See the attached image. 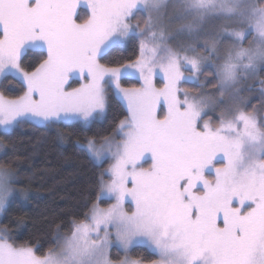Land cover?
I'll return each instance as SVG.
<instances>
[{
  "label": "snow or ice",
  "instance_id": "obj_1",
  "mask_svg": "<svg viewBox=\"0 0 264 264\" xmlns=\"http://www.w3.org/2000/svg\"><path fill=\"white\" fill-rule=\"evenodd\" d=\"M9 76L24 92H0L4 132L87 126L105 119L109 94L126 114L87 139L108 166L83 217L56 224L43 252L0 226V264H264V116L248 95L258 82L264 109V0H0ZM19 184L18 166L0 162V213L29 198ZM137 246L156 258H132Z\"/></svg>",
  "mask_w": 264,
  "mask_h": 264
},
{
  "label": "trees",
  "instance_id": "obj_2",
  "mask_svg": "<svg viewBox=\"0 0 264 264\" xmlns=\"http://www.w3.org/2000/svg\"><path fill=\"white\" fill-rule=\"evenodd\" d=\"M135 48V43L118 47L110 51L104 62L133 55ZM32 62L31 57L25 59L26 66ZM184 84L187 89H198L195 84ZM252 85L249 106L260 108V116H263L264 109L259 103V84L256 82ZM208 87L210 89L211 84ZM23 91V84L11 76L0 80V92L9 97L19 96ZM125 114L120 102L109 94L105 119H98L87 126L79 122H60L49 126L23 121L9 132L0 131V142L7 145L2 149L0 162L11 161L17 165L20 171L19 186L29 190L27 200H15L0 214V226H7L19 242H39L41 251H46L55 225L62 224L63 230H67L73 217H83L87 206L99 191L98 177L104 164L101 166L96 163L79 142L109 133ZM108 203L105 201L102 205ZM111 253L113 260L121 258V252L115 248ZM129 255L132 258L144 257L146 261L156 258L143 246L133 248Z\"/></svg>",
  "mask_w": 264,
  "mask_h": 264
},
{
  "label": "rangeland",
  "instance_id": "obj_3",
  "mask_svg": "<svg viewBox=\"0 0 264 264\" xmlns=\"http://www.w3.org/2000/svg\"><path fill=\"white\" fill-rule=\"evenodd\" d=\"M245 46H247V42L245 43ZM185 75H188V73H185ZM205 79V77H201V80H204ZM1 80V79H0ZM155 82L158 84V86H159V77H156L155 78ZM249 83L250 84H253V83H256L255 81H249ZM191 84H193V83H191ZM187 86H189V85H187ZM180 87L181 88H185V89H187V87H186V85L184 84V83H181V85H180ZM189 87H191V86H189ZM193 90H195L194 89V87H191ZM206 89H209V87H207ZM212 89L210 88L209 89V91H211ZM24 92V91H23ZM23 94V93H22ZM21 94V95H22ZM252 94H253V92H251L250 94H248L249 95V101H250V95L252 96ZM20 96V95H19ZM252 107H250L249 106V109H251ZM255 108H257L258 109V116H260V108H258L257 106H255ZM264 116V115H263ZM29 122H31V123H33V124H35L34 122H32V121H29ZM72 122H79V123H81L82 125H84L83 124V122H80V121H72ZM66 123H71V122H66ZM35 125H39V124H35ZM0 131H3V130H0ZM4 132V131H3ZM9 132V131H8ZM86 143H87V139L85 140V142H79V144L80 145H82L84 148H86ZM87 149V148H86ZM1 152H2V149H0V154H1ZM96 162V161H95ZM97 163V162H96ZM108 165H107V163H104V167H107ZM112 201H109V203H111ZM108 203V204H109ZM108 204L107 205H102L103 207H107L108 206ZM1 214V213H0ZM113 248H115L116 249V251H118V252H121V258H123V256H124V253L118 248V247H116L115 245L113 246ZM112 248V249H113ZM112 249H111V252H112ZM112 254V253H111ZM111 258H112V255H111ZM120 258V259H121ZM114 261H118V260H114Z\"/></svg>",
  "mask_w": 264,
  "mask_h": 264
}]
</instances>
